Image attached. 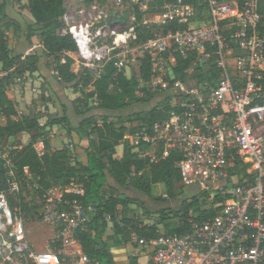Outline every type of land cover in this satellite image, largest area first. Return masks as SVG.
I'll use <instances>...</instances> for the list:
<instances>
[{
	"label": "built area",
	"instance_id": "built-area-1",
	"mask_svg": "<svg viewBox=\"0 0 264 264\" xmlns=\"http://www.w3.org/2000/svg\"><path fill=\"white\" fill-rule=\"evenodd\" d=\"M75 1L76 9L65 4L60 29V34L70 35L77 46L73 67L99 78L107 64L115 60L117 72L127 77L129 56L136 61L138 54L141 59L149 57L151 63L147 92L172 91L171 115L143 134L138 147L145 144L147 150L137 148L140 157L157 164L172 152L180 153L181 185L196 186L203 193L214 190L210 194L212 204L218 196L223 199L213 217L203 222L191 218L187 234H162L146 240L131 231L129 246H136L132 255L145 257V264H264L262 0H247L242 6L234 0H175L155 14L150 13L148 0H130L127 4L123 0ZM132 6H137L144 22L152 26H196L159 33L137 44L136 16L130 14L128 27L123 28L122 23L125 11ZM200 9L202 23H198ZM228 29H232L230 35L225 34ZM192 54L197 60L185 71L183 80H175L176 56L187 58ZM212 57L220 74L215 86L200 83L195 70L196 65ZM3 73L0 78L7 74ZM136 95L143 97L145 93L137 90ZM17 113L14 120L22 116ZM1 121L7 123L0 111ZM130 138L126 134L125 139ZM40 146L35 149L43 156L45 143L40 142ZM238 160L241 169L246 168L245 178L233 183L238 178L232 172ZM0 161L10 184L8 191L0 193V264H105L86 255L77 237L92 208L77 199L65 200L69 194L84 195L82 186L75 182L52 187L39 197V219L53 229L54 237L47 250H34L27 238L25 214L20 208L14 211L10 203V198L19 195L21 185L4 149H0ZM26 176L31 178L28 171ZM104 218L112 222L111 215Z\"/></svg>",
	"mask_w": 264,
	"mask_h": 264
},
{
	"label": "trees",
	"instance_id": "trees-1",
	"mask_svg": "<svg viewBox=\"0 0 264 264\" xmlns=\"http://www.w3.org/2000/svg\"><path fill=\"white\" fill-rule=\"evenodd\" d=\"M26 1L35 22L34 27L39 28L41 31L45 53L50 59L54 58V61H50V64L58 72L62 83L80 87L82 94L88 88H93V91L88 94V98L94 99L97 96L99 108L105 111L125 110L135 103L147 102L152 99L154 94L147 92V86L151 82L149 57H144L141 60L139 77L128 78L123 73H118L115 67V60L107 64L99 78L93 77L88 71L81 73L73 71L74 59L72 55L78 52L77 46L70 35L60 34V29L62 28L61 19L66 13L65 0ZM92 1L90 0L89 2ZM129 1L123 0L125 4ZM174 1L155 0L151 6L163 7L165 4ZM197 1L201 0H186L187 3H195ZM234 1L239 6H242L247 0ZM202 11L200 9L198 13V23H202L204 20ZM259 12L263 17V25L260 31L264 34V0L259 3ZM130 14L135 15L137 18V38L135 41L137 44L150 41L159 33L166 34L169 30H186L196 26L194 23L171 24L161 28L152 26L144 22V15L139 12L137 6H132L125 11L122 22H127ZM6 16V5L0 3V66L2 71L7 73L0 78V111L7 119L5 126L0 125V149H5V140L15 139L22 134L37 132L30 144L25 146L21 142H17L14 150L9 155L15 168L16 178L21 185V191L18 195L20 200L15 202V197L10 198L14 211L20 208L26 219L31 211H36L37 214L40 209L38 199L42 196L43 191L60 185L67 186L72 182L82 186L84 190L83 196L69 194L65 196V200L72 201L77 199L86 208H92V211L87 212L85 225L77 237L86 255L105 264H116L113 248L128 246L130 244L131 231H135L140 238L146 240L155 239L162 234L184 235L191 231V218L194 221L203 222L216 214V211L212 209L201 210L199 200L193 197L190 200H184L180 204L179 209L175 211V221L172 227L167 225L166 230L160 231L157 227H140L138 221L129 218L126 214L129 201L113 195L104 199L101 196V192L108 183V176L111 177L115 184L121 187H132L150 193L154 186L163 184L171 192L176 185L181 184L178 163L183 159L180 153L172 152L169 157L159 163L150 164L147 159L140 157L136 150L138 148L139 151H146L147 146L141 144L139 147H132L130 142L125 139L126 134L130 133V131L125 127L117 129L113 123H109L108 119L103 120L102 126H98L99 120L96 117L81 120L79 128L76 129L78 140L72 143L74 149L63 148L53 151L48 140L45 142V154L39 156L35 145L45 136V133H42L44 129L40 127L39 121L35 117L22 116L14 120V117L18 115L17 105L10 96L9 91L17 83L16 80L18 78H22L26 73H37L40 58L35 54L29 55L23 60L22 56L13 55L8 45L6 32L10 29L18 34L20 28L15 23L1 25ZM231 31L232 29H228L225 34L230 35ZM31 37L32 34L29 35V39ZM63 60L65 63H63ZM196 60L197 55L195 54L187 58L176 56V65L173 67L175 80H183L185 71L189 70ZM215 60L216 58L212 57L207 63L195 66L196 76L200 83L208 82L211 86L217 84L220 74L214 65ZM167 81L171 85L174 84V81L169 77ZM111 86H113L112 89ZM137 90L144 92L145 96L138 97L136 95ZM78 102L75 101L74 104L77 105L76 111L80 114ZM171 111L172 108L169 102L163 111L154 109L147 114V118H140L141 123L143 126L151 127L155 122L168 119ZM58 124L69 126L66 117L52 122V125ZM68 128L71 132L72 127ZM123 142L125 143L124 155L119 159L115 157L117 154L116 149ZM86 143L89 145L88 148H86ZM78 149L86 155V162L75 161V157L79 155ZM103 158H108V172L102 161ZM240 166L241 162L238 160L236 168L232 172H235L238 179L242 181L245 178L246 168L241 169ZM26 171L31 175L30 179L27 178ZM138 175L141 177L137 180L136 177ZM145 176L149 178L147 183L142 181ZM9 185L7 170L0 161V193L8 191ZM24 192L32 196L30 201L26 202L23 198ZM222 201L223 199L218 196L215 203L218 204ZM105 215L112 216L111 223L105 221ZM132 248L135 250L136 246ZM139 258L129 254V264H139Z\"/></svg>",
	"mask_w": 264,
	"mask_h": 264
},
{
	"label": "rangeland",
	"instance_id": "rangeland-1",
	"mask_svg": "<svg viewBox=\"0 0 264 264\" xmlns=\"http://www.w3.org/2000/svg\"><path fill=\"white\" fill-rule=\"evenodd\" d=\"M23 1L25 0H0L1 4L4 3L6 5L7 14L6 18L1 22V25L15 23L20 28V32L17 35H12L13 30L10 29L6 32L8 45L13 55L22 56L23 60L25 57L35 54L40 58L37 73H26L22 78H18L16 80L17 83L9 91L10 96L17 105V111L22 113V116L37 118L40 127L44 129L42 133H45V136L35 145L36 149H41V146L39 147L40 142L45 143L48 140L53 151L63 148L74 149L72 143L78 140L74 139V137H77L76 129L79 128L81 120L90 117H96L99 120L98 126H102L103 120L108 119L109 123H113L117 129L121 127L127 128L130 131L128 134H130L131 138L126 141H129L130 145L136 148L143 134L150 128V126H143L140 118H147V114L154 109L163 111L171 101L170 96L172 91L160 89L153 95L152 99L147 102L135 103L125 110L111 112L100 109L97 99L88 98V94L93 91V88H88L82 94L80 87L66 85L58 79L55 74L58 72L50 64V61H54V58L50 59L45 53L41 31L39 28L34 27V24H30L32 22L30 11L28 5L24 4ZM153 1L155 0H148L151 14H155L160 9L159 6H151ZM65 4L72 5L75 9L78 7V3L75 0H65ZM33 23H35L34 20ZM122 23L123 28L128 27V21ZM30 34H32L31 39H29ZM136 56V61H133L131 55L129 56V66L128 69H125V74L128 78L140 76L142 59L139 58L138 54ZM72 70L78 73L83 72V70H77L73 67ZM0 74H4L1 66ZM168 99L170 100L168 101ZM75 101H79L78 108L81 112L80 114L76 111L77 105L74 104ZM64 117L68 119L69 126L66 124L52 125L53 121L61 120ZM0 124L5 126L6 122L1 121ZM68 127H72L71 132ZM36 135L37 132H32L22 134L15 139L5 140V152L10 155L17 142H21L26 146L30 144L32 138ZM124 142L116 149L117 154L115 157L119 159L124 155ZM88 146L86 143V148ZM78 153L80 158L78 156L75 157V161L80 160L86 162L87 158L84 152L78 150ZM102 161L108 172V158H103ZM140 177L138 175L136 179L138 180ZM148 179L145 176L142 178V181L147 183ZM232 182L239 183V179L235 178ZM214 192V190H210L209 192L203 193L196 186L184 187L181 184L176 185L169 192L165 185L159 184L154 186L150 193H146L132 187L118 186L108 176V183L101 192V196L107 199L113 195L129 201V206L126 211L129 218L138 221L140 227H157L158 230L164 231L167 225L172 227L175 221V211L179 209L180 204L184 200H190L196 197L199 200L201 210H214L218 205L215 202L212 204L210 200V194ZM31 197L27 192H24L23 198L26 202L30 201L32 199ZM19 198L20 196H15L14 201L18 202L20 200ZM26 232L31 246L37 251L47 250L51 238L54 237L53 229L41 222L36 211H31L29 217L26 218ZM121 250L119 251L124 253L122 255H125L124 260L128 259L129 248L123 246ZM146 260V258H143L141 264H145Z\"/></svg>",
	"mask_w": 264,
	"mask_h": 264
},
{
	"label": "crops",
	"instance_id": "crops-1",
	"mask_svg": "<svg viewBox=\"0 0 264 264\" xmlns=\"http://www.w3.org/2000/svg\"><path fill=\"white\" fill-rule=\"evenodd\" d=\"M23 3L24 4H27L28 5V2L25 0V1H23ZM30 13V12H29ZM30 18H31V20H32V22H30V24L32 25V24H34L33 23V17L31 16V14H30ZM20 32V31H19ZM12 35H17V33H15V32H13L12 33ZM73 68H75V67H73ZM42 72V71H41ZM74 139H76L77 140V137H75ZM78 150H80V149H78ZM78 150H77V152H78ZM81 151V150H80ZM79 154V153H78ZM128 248H129V254H133L134 252H135V250L132 248V247H130V246H127ZM119 250H121V247H118V248H113V255H114V258H115V261H116V264H129V261H128V259H126V260H124V258H125V255H122V254H124L123 252H121V251H119ZM129 254H128V256H129ZM121 257H123V258H121ZM143 258H145V257H141V258H139V260H138V262L141 264V261H142V259Z\"/></svg>",
	"mask_w": 264,
	"mask_h": 264
}]
</instances>
